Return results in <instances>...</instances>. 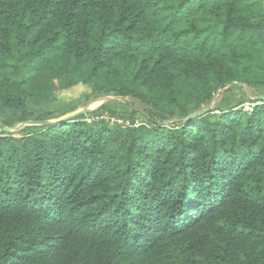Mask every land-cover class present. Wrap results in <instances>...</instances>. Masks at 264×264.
I'll list each match as a JSON object with an SVG mask.
<instances>
[{"label":"trees","instance_id":"trees-1","mask_svg":"<svg viewBox=\"0 0 264 264\" xmlns=\"http://www.w3.org/2000/svg\"><path fill=\"white\" fill-rule=\"evenodd\" d=\"M74 88L0 131V264H264V0H0V129Z\"/></svg>","mask_w":264,"mask_h":264},{"label":"rangeland","instance_id":"rangeland-1","mask_svg":"<svg viewBox=\"0 0 264 264\" xmlns=\"http://www.w3.org/2000/svg\"><path fill=\"white\" fill-rule=\"evenodd\" d=\"M82 91L83 90H81L80 88H74L71 91H68L67 95H59L58 96L59 100H61L64 103V108H65V111H66V115H64V116H70L71 114H74L77 111H81L84 108H88L89 110L92 109V107L95 104V100H93V99H90V100L85 99L84 95L81 94ZM116 102H119V101H116ZM115 105H116L117 109H120V110L125 108V107H122L120 105V103H116ZM73 110H75V111H73ZM89 110L86 113H88ZM121 121L122 120L120 119V122ZM142 121H143L142 120V116L139 115L137 117V123L141 124ZM50 122H52V120H50ZM17 131L13 132L14 133V137L21 138L22 135L17 133Z\"/></svg>","mask_w":264,"mask_h":264},{"label":"water","instance_id":"water-1","mask_svg":"<svg viewBox=\"0 0 264 264\" xmlns=\"http://www.w3.org/2000/svg\"><path fill=\"white\" fill-rule=\"evenodd\" d=\"M239 84L241 85L242 83H239ZM105 99L106 98H102V100H105ZM259 99L264 100V95L259 96ZM210 109H211V106L209 105L206 108H204L203 110H199V111L193 112V113L185 116L181 120L182 121H186V122L187 121H192V120H194V119H196L198 117H201L205 113L209 112ZM88 110H89L88 108H84L83 110L77 111L74 114H71L70 116H63L61 118L53 120L52 122H50V121L23 122V123H20L19 125H17L16 127H14V128L13 127H3V128L0 129V131H5V132L11 133V132L19 130L21 126L27 125V124L44 125V124H49V123H53V122L58 123V122H61V121L72 119V118H74L76 116H79L81 114H86V112Z\"/></svg>","mask_w":264,"mask_h":264},{"label":"built area","instance_id":"built-area-1","mask_svg":"<svg viewBox=\"0 0 264 264\" xmlns=\"http://www.w3.org/2000/svg\"><path fill=\"white\" fill-rule=\"evenodd\" d=\"M256 104H258V102H245V103L243 104V108H244V110H249V111H251L252 108H253V106L256 105ZM97 118L110 120V122L117 121V120H115L113 117H109L106 113H105L104 115L100 116V117H96V119H97ZM118 123H122V121L120 122V120H118Z\"/></svg>","mask_w":264,"mask_h":264},{"label":"clouds","instance_id":"clouds-1","mask_svg":"<svg viewBox=\"0 0 264 264\" xmlns=\"http://www.w3.org/2000/svg\"><path fill=\"white\" fill-rule=\"evenodd\" d=\"M245 102H249V101H245ZM245 102H244V103H245ZM256 102L260 103L259 101H256ZM244 103H243V104H244ZM243 104H242L240 107L243 108ZM243 109H244V108H243ZM247 111H248V110H247Z\"/></svg>","mask_w":264,"mask_h":264}]
</instances>
